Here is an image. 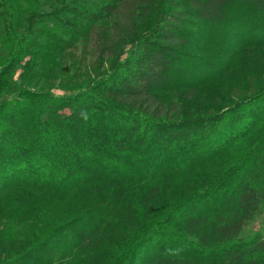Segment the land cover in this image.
<instances>
[{"label": "trees", "instance_id": "1", "mask_svg": "<svg viewBox=\"0 0 264 264\" xmlns=\"http://www.w3.org/2000/svg\"><path fill=\"white\" fill-rule=\"evenodd\" d=\"M234 1L110 0L90 16L74 39H54L51 55L81 50L92 64L116 57L110 71L86 88L54 96L44 89L21 87L18 91L31 97L32 104L12 97L6 103L0 101V197L7 194L6 198L20 204L24 200L20 184L50 189L75 180L86 182V174L93 170L105 172L109 185L130 179V172L147 165L156 166L152 172L166 173L161 170L190 165L189 157L183 158L196 154L202 138L209 144L225 138L211 148L225 152L221 154L225 159L234 149L241 151L225 161L233 169L228 173L230 185L207 190L201 202L186 201V208L171 221L175 236L163 234V243L151 239L141 260L143 264H264V233L243 234L264 211V96L259 93L246 103L253 119L243 129L227 131L216 129L223 116H183L181 106L159 99L152 91L168 80L177 48L187 43L186 29L200 22L222 21L226 7ZM242 1L263 8L264 0ZM149 17L147 28L143 24ZM140 149L153 151L142 155ZM123 151L134 155H125L129 160L119 162L117 155ZM110 165L117 169H104ZM75 171L79 177L68 175ZM160 193L157 181L140 195L141 205L153 210ZM124 213L126 222L133 221L131 202ZM110 224L109 219L105 225ZM148 235L144 240H149ZM101 238L98 228L79 234L77 242L92 247L100 245ZM150 245L156 246L149 250ZM128 253L122 264L134 261L135 256ZM36 259L31 264H44Z\"/></svg>", "mask_w": 264, "mask_h": 264}, {"label": "rangeland", "instance_id": "2", "mask_svg": "<svg viewBox=\"0 0 264 264\" xmlns=\"http://www.w3.org/2000/svg\"><path fill=\"white\" fill-rule=\"evenodd\" d=\"M106 1L110 0H0V101L6 103L12 97L32 104L31 97L18 89H44L56 96L86 88L110 71L116 56L92 64L86 62L81 50L73 55L57 49L55 54L49 53L54 39H74L77 31L81 32L79 28L87 26L90 16ZM150 17L144 27L149 28ZM185 32L187 43L177 48L168 80L153 88V93L181 106L186 117L223 116L217 130L243 129L253 119L246 103L259 93L264 96V2L263 8L258 9L235 0L226 7L222 21L200 22ZM258 105L257 109H261ZM205 140H199L202 144L196 154L183 158L189 157L190 165L161 170L166 173L152 172L156 166L147 165L115 185L107 184L105 172L99 170L88 172L86 182L75 180L50 189L20 184L18 190L24 193L20 204L1 194L0 264L11 260H16L15 264H31L36 258L44 264H122L127 250L128 257L135 256L130 264H143V250L151 239L163 243V234L175 236L171 221L186 208V201L201 202L207 190L219 185L225 189L232 182L228 173L233 169L226 166L229 155L225 159L221 155L225 152L211 148L224 143L225 138L210 140V144ZM139 151L149 155L153 150ZM229 153L231 157L241 151L234 149ZM125 155L134 153L123 151L117 155L119 162L129 160ZM111 168L117 169L111 165L104 169ZM68 175L80 176L79 171ZM157 181L161 193L154 209L148 210L141 205L140 195ZM128 202L134 209L131 222H126L124 213ZM176 205L179 208L172 211ZM109 219L111 224L106 227ZM98 228L103 233L100 245L83 247L77 242L79 234ZM256 231L264 233V211L244 228L243 234ZM147 234L148 241L143 238ZM155 246L150 245L149 250Z\"/></svg>", "mask_w": 264, "mask_h": 264}]
</instances>
